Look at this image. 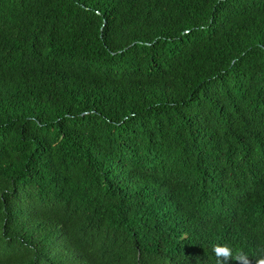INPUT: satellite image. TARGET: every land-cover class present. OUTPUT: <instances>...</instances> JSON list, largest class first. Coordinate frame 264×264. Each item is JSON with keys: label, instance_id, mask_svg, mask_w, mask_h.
<instances>
[{"label": "trees", "instance_id": "16d2710c", "mask_svg": "<svg viewBox=\"0 0 264 264\" xmlns=\"http://www.w3.org/2000/svg\"><path fill=\"white\" fill-rule=\"evenodd\" d=\"M261 260L264 0H0V264Z\"/></svg>", "mask_w": 264, "mask_h": 264}, {"label": "clouds", "instance_id": "9594fccd", "mask_svg": "<svg viewBox=\"0 0 264 264\" xmlns=\"http://www.w3.org/2000/svg\"><path fill=\"white\" fill-rule=\"evenodd\" d=\"M217 252H218V253L223 252L225 255H227L228 250H227V249H220V248H217ZM259 264H264V260H261V261L259 262Z\"/></svg>", "mask_w": 264, "mask_h": 264}]
</instances>
